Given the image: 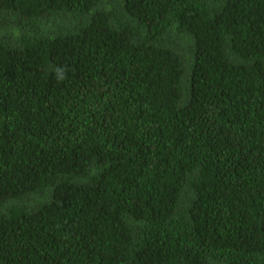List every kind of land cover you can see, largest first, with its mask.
<instances>
[{"label": "trees", "instance_id": "obj_1", "mask_svg": "<svg viewBox=\"0 0 264 264\" xmlns=\"http://www.w3.org/2000/svg\"><path fill=\"white\" fill-rule=\"evenodd\" d=\"M0 264H264V0H0Z\"/></svg>", "mask_w": 264, "mask_h": 264}, {"label": "bare ground", "instance_id": "obj_2", "mask_svg": "<svg viewBox=\"0 0 264 264\" xmlns=\"http://www.w3.org/2000/svg\"><path fill=\"white\" fill-rule=\"evenodd\" d=\"M210 76H212V75H210ZM211 78V77H210Z\"/></svg>", "mask_w": 264, "mask_h": 264}]
</instances>
